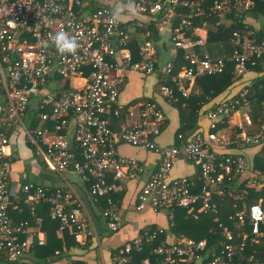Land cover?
Instances as JSON below:
<instances>
[{
	"label": "built area",
	"instance_id": "1",
	"mask_svg": "<svg viewBox=\"0 0 264 264\" xmlns=\"http://www.w3.org/2000/svg\"><path fill=\"white\" fill-rule=\"evenodd\" d=\"M257 1L0 0V264H42L43 254L38 249L48 246L43 230L47 219L59 222L61 231L68 228L78 237L92 226L84 205L76 202L77 208L68 209L74 197L65 185L71 176L91 185L94 199L107 197L103 215L108 230L117 232L121 214L110 195L118 190L119 182L137 179L144 171L136 159L119 154L121 144L160 156L158 168L138 194V211L151 207L173 217L183 210L199 219L202 214L217 213V201L230 200L239 208V202L252 191L264 188V175L251 172L241 151L264 148V114L256 130L253 117L245 111L251 104L250 83L241 91V99H226L207 109V129L200 128L188 137L178 133L174 145L158 143L167 117L156 103H139V120L133 121L135 110L120 102L130 72L145 76L159 73V93L169 104L188 97V88L197 79L223 74L229 63L238 76L252 72L264 57V42L258 41L246 18ZM121 4H131L136 17H130L128 23L120 18L112 23L111 13ZM230 13L241 26L233 33L231 58L195 56L194 48L204 41L188 36L194 20L198 16L225 18ZM130 26L145 29L138 58L128 48ZM58 32L76 39L78 47L73 53L57 52L52 38ZM152 32L170 34L171 43L183 52L181 60L159 69ZM57 75L65 85L68 79L78 84L56 86ZM29 111L32 116L27 117ZM36 122L44 126L37 127ZM18 133L29 144L33 157L60 177V187L29 182L13 193L11 170L17 159L11 139ZM182 157L197 170L195 178L173 177ZM43 205L51 206L48 218L39 213ZM240 210L229 217L233 230L220 225L225 240L220 254L208 256V242L190 238L161 244L151 254L160 258V264L202 260L231 264L233 257L246 250L250 237L253 244L264 240L263 201L250 207L245 204ZM247 218L250 232L245 230ZM162 233L146 231L127 242L117 264H136L135 254L142 253ZM54 256L61 258L63 253L57 251ZM48 264H53V258ZM142 264H150V260Z\"/></svg>",
	"mask_w": 264,
	"mask_h": 264
},
{
	"label": "crops",
	"instance_id": "2",
	"mask_svg": "<svg viewBox=\"0 0 264 264\" xmlns=\"http://www.w3.org/2000/svg\"><path fill=\"white\" fill-rule=\"evenodd\" d=\"M128 5L129 4H121L118 6L123 7V12L119 18L124 23H128L131 19L130 17H134L136 15L133 14L134 11H132V7L129 8ZM261 6L264 7V4H261ZM181 12L185 13V10H181L180 13ZM263 12L264 9H260L259 15H253V13L250 11L249 15L246 17L250 26V30L255 36L257 32H261L264 29ZM205 19L206 18L203 16H198L194 20L193 26L191 27L188 34L189 38L192 40L204 41V43L194 48L193 54L198 57L208 56L211 59H223L228 61L233 53V33L240 29V25L237 23L234 13L227 14L225 18L215 16L210 20ZM177 20H179L178 17ZM127 25H130V23ZM222 30H226L231 33V38L229 40L226 37L223 39L217 37V34L222 32ZM144 34L145 29L143 27L130 26L128 48L136 56V58H138V53L141 47L144 45ZM151 39L156 42L154 44L157 48L159 69H163L164 66L170 61L175 62L176 60H181L183 52L176 49L173 43H171L170 34L160 36L156 32H152ZM263 41L264 39L262 42ZM134 50H136V54L134 53ZM230 65L232 64L229 63V66ZM253 68L254 70L245 76H238L234 72L236 78L241 79L231 85L230 88L227 89L223 94L216 97L215 99L210 100V102L206 104L200 111L198 127L189 134H183L188 137L194 132L198 131L200 128L207 129V109L209 107L215 106L218 102L223 100H232L237 94L240 96L241 91L244 90V87H249L248 83H250L249 89L251 92L248 99H250L251 104L249 108L245 109V111H248L253 117V123L255 124V128L257 130L259 127V119L263 118L264 114V57L260 59L257 65ZM62 80L63 78H60L57 75L53 84L56 86H64L66 88H70L75 84H78V81L74 79H68L69 81H67L65 85L63 84ZM159 80V73L145 76L141 73L130 72L127 77V83L122 90L120 102L125 108H132L135 110L136 115L133 117V121L139 120V107L137 106L139 103H156L167 117V125L161 136L158 138V143L162 146L174 145L175 143H178L177 134L181 127V116L183 110L177 106L179 103L169 104L163 97H161L158 91V87L160 85ZM79 82L82 83V81ZM197 87L198 84L196 81L190 84V88H192L191 95L200 94V91L197 89ZM53 88L55 89V87ZM258 91L261 93L257 94ZM191 95L184 98H189ZM30 119L31 118L28 120L29 124H31ZM40 125V122L35 123V126L37 127H40ZM42 126H44V124H42L41 127ZM11 141L12 150L14 151L15 157L17 159V161H15L14 167H12L11 170V190L13 193L18 191L19 185L29 182L51 188L60 187L62 183L60 177L55 173H51L42 160L38 161L33 157L29 149V144L24 141L20 133L14 135ZM241 151L249 161L251 172L255 171L256 174L264 175V148L246 147ZM118 152L123 157L136 159L144 168L143 174L139 178L128 182H119L118 190L110 195L112 200L116 203L121 214L120 229L113 233L107 228V220L103 214L108 207V201L107 207L102 210L100 207L101 199H94L90 193L91 185L84 183L78 176L68 177L69 181H67L65 185V190L74 197L71 199L73 205H70L68 209L72 210L77 208L76 202L84 205V211L92 219L93 224L87 230V232L83 233L80 237H78L75 232H72L68 228L64 231H61L60 225L56 230V236L58 240L61 241V246L53 253V264H117L120 256L119 252L123 246L129 241L139 238L146 231L151 230L163 231L162 235L167 234V241L161 243L165 245H170L173 242L190 238L183 235L176 236L173 234L172 228L176 227L177 224V222L173 223V220H179L177 212H175V215L171 217L163 212L156 213L151 207H148L143 211H138L136 208L138 194L152 172L158 168L160 164V156L145 148L134 147L128 144H121L118 147ZM196 174L197 170L193 164L184 157L178 161L173 169V177L177 178H195ZM263 189L252 191L258 194L257 203L260 201H263L264 203ZM216 204L218 212L215 214L221 213L223 208L227 207L225 202L217 201ZM50 207L51 206L48 205L40 206V215L47 218L50 213ZM185 217H187V219L190 218L187 213ZM181 221L183 220H180L179 222ZM221 224L225 227H230V224ZM221 224H219L220 234H222V228L220 227ZM47 225L51 226L50 224ZM232 227H230L231 230H233L235 226L233 225ZM43 230L47 236V242H49V231L45 227ZM216 234H218V232H216ZM71 240H74L75 244L69 246V244H71ZM57 251L63 253L61 258H59L60 256H54ZM135 256L133 261H135L134 263L137 264ZM145 259H149L150 264H152L150 258ZM145 259L140 261V264H142ZM193 264H206V262L204 260L195 261Z\"/></svg>",
	"mask_w": 264,
	"mask_h": 264
},
{
	"label": "trees",
	"instance_id": "3",
	"mask_svg": "<svg viewBox=\"0 0 264 264\" xmlns=\"http://www.w3.org/2000/svg\"><path fill=\"white\" fill-rule=\"evenodd\" d=\"M261 4L264 3H262L260 0L257 1V7L251 11L253 15L255 14L259 15L260 9H264V7L261 6ZM230 34L231 33H229L228 31L222 30V32L217 34V37L220 39L226 37L229 40L231 38ZM256 36L259 38L258 41L261 43L262 40L264 39V29L261 32H257ZM135 51L136 50H134V53L136 54ZM240 79L241 78H236V75L234 74V68L232 65L228 67L227 71L224 74H219L215 76H206L197 79L196 80L198 84L197 89L200 91V94L199 95L192 94L191 97L189 98H184L181 96L180 102L179 104H177V106L183 110L181 116V127L178 133L189 134L193 132L198 127L200 111L204 108V106L208 104L210 100L215 99L216 97L223 94L227 89L230 88L231 85H233L235 82L239 81ZM260 93H261L260 91L257 92V94ZM240 97L241 96L237 94L236 96H234V99ZM257 195H258L257 193L252 192L247 197V199H244L242 202H239V208H234L232 206L234 202L227 200V202L225 201V205L227 207H224L221 213L202 214L199 219H194L192 216H190V218L187 219V217H185L186 212L183 210H179L177 211L179 220L178 221L176 220L177 224L176 227L172 228V232L176 236L183 235L186 237L193 238L197 241L206 240L208 242V247L206 252L208 253V256L210 253H214V252L220 254L221 252L220 248L224 246L225 240L220 234L219 224L221 223H223L224 225L230 224L229 226L232 227L234 223L229 220V217L236 214V212L241 211L240 209H242L245 204L248 205V207H250L251 205L257 203L258 200ZM100 201H101L100 207L102 208V210H104L107 207V197L101 199ZM180 220L183 221L179 222ZM47 224H50L51 226ZM59 226H60L59 222L51 221L47 219L45 228L48 229L49 231L50 244L48 242L47 247L38 249V251L43 254V259L41 261L42 264H48V260L53 258L52 254L54 253V251L60 248L61 246L60 244L61 241L58 240L56 236V230ZM245 230L247 232H250L251 230L250 221L248 218L246 219ZM216 232H218V234H216ZM167 237H168L167 234H163V235L161 234L153 242V244L147 246L142 253L135 254L136 255L135 260H137V264H140V261H142L145 258H150L152 264H160L159 262L160 258L151 254V251L154 248L158 247L162 242H166ZM70 243L71 244H69V246L75 244L74 240H71ZM230 262L231 264H264V240H262L259 244H253L252 238L250 237L248 239L246 250L241 252L238 256L233 257L232 261Z\"/></svg>",
	"mask_w": 264,
	"mask_h": 264
},
{
	"label": "clouds",
	"instance_id": "4",
	"mask_svg": "<svg viewBox=\"0 0 264 264\" xmlns=\"http://www.w3.org/2000/svg\"><path fill=\"white\" fill-rule=\"evenodd\" d=\"M131 8V4L128 5ZM123 12V7H117L113 9L110 20L112 23H116ZM53 43L58 53L65 54V53H73L77 47V41L74 37H70L65 32H58L54 35Z\"/></svg>",
	"mask_w": 264,
	"mask_h": 264
},
{
	"label": "rangeland",
	"instance_id": "5",
	"mask_svg": "<svg viewBox=\"0 0 264 264\" xmlns=\"http://www.w3.org/2000/svg\"><path fill=\"white\" fill-rule=\"evenodd\" d=\"M263 42H264V41H263ZM158 91H160L159 87H158ZM188 92H189V93H192V88L189 87V88H188ZM190 95H191V94H190ZM31 114H32V113L29 111V112H27L26 116L29 117V116H31ZM53 210H54V208H53ZM174 222H176V220H173V223H174Z\"/></svg>",
	"mask_w": 264,
	"mask_h": 264
}]
</instances>
